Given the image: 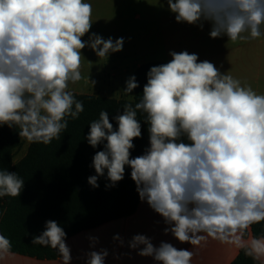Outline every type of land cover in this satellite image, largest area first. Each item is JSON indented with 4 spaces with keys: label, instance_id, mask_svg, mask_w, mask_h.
I'll use <instances>...</instances> for the list:
<instances>
[{
    "label": "clouds",
    "instance_id": "9594fccd",
    "mask_svg": "<svg viewBox=\"0 0 264 264\" xmlns=\"http://www.w3.org/2000/svg\"><path fill=\"white\" fill-rule=\"evenodd\" d=\"M177 23H210L212 39L248 41L264 36V0H166ZM93 7L88 0H0V126L18 127L32 143L59 140L84 111L70 83L91 82L82 75L86 47L98 58L123 50L124 38L104 39L91 33ZM167 63L150 67L139 102L125 104L114 117L102 110L90 122L88 144L103 150L92 159L95 175L88 183L98 188L105 176L115 187L126 166L141 202L159 214L164 234L180 243L203 246L209 238L242 243L252 224L264 221V94L221 71L196 53H169ZM123 92L139 87L135 75ZM138 111L145 114L149 147L131 157L134 140L142 137ZM25 181L17 172L0 168V198L19 197ZM64 229L54 220L33 243L56 249L70 264ZM92 246L98 238L91 237ZM123 246V239L113 237ZM143 246L142 248L140 246ZM142 257L158 264H192L196 251L159 246L143 234L128 242ZM245 254L264 264V236L244 245ZM11 240L0 233V255ZM86 264H105L107 249L87 254ZM118 258V257H117Z\"/></svg>",
    "mask_w": 264,
    "mask_h": 264
},
{
    "label": "trees",
    "instance_id": "16d2710c",
    "mask_svg": "<svg viewBox=\"0 0 264 264\" xmlns=\"http://www.w3.org/2000/svg\"><path fill=\"white\" fill-rule=\"evenodd\" d=\"M167 62L154 61L138 66L134 72L139 87L134 89V98L115 99L73 92L83 102L84 111L78 119L68 117V127L59 140L50 144L30 142L27 152L15 161L24 138L19 128L0 126V168L17 172L24 179V188L19 197L0 198V232L11 240L10 252L37 259H57L60 253L51 246L33 243V239L45 231V222L54 220L64 229L66 240L82 230L95 228L108 221L133 214L141 200L136 185L131 179V169L126 166L124 179L115 187L106 188L110 182L105 176L98 179V188L88 183L95 175L91 166L93 156L103 150V145L91 147L85 137L90 122L106 110L113 127H118L114 117L123 114L125 104L135 106L141 99L143 86L147 83L150 67ZM142 137L133 142L131 157L144 154L149 147L148 125L145 114L138 111ZM253 238L264 236V221L250 226ZM249 236L246 230L243 234ZM232 264H260L245 254L242 247Z\"/></svg>",
    "mask_w": 264,
    "mask_h": 264
},
{
    "label": "crops",
    "instance_id": "0c3cea01",
    "mask_svg": "<svg viewBox=\"0 0 264 264\" xmlns=\"http://www.w3.org/2000/svg\"><path fill=\"white\" fill-rule=\"evenodd\" d=\"M160 2H166V0H160ZM166 10L169 11L167 7ZM169 13L171 12L169 11ZM159 29L160 39L167 44L166 51L170 50L171 46H175L176 49L178 46L184 47L189 53H199L200 61L208 60L210 62L219 59L227 63L238 58V74L230 71H225V73L250 85L257 93L264 94V36L237 42L229 41L227 36L212 39L209 36L211 25L207 22L204 23L202 29L197 25L175 23L173 35H168L166 31L168 26L164 21L160 23ZM200 46L203 48L198 49ZM212 47H221V51L213 52ZM170 60L171 58L165 62ZM165 227H169V225L164 223L163 218L155 213L146 202H140L133 214L108 221L95 228L82 230L65 240L70 248V264H86V254L101 249H107L109 253L105 264H158L152 257L138 255L139 249L129 248L128 242L136 234L150 237L156 246L164 241L173 244L177 249L196 251L197 254L193 257L192 264H232L241 248L253 239L249 227L247 229L249 236L245 238L242 235L240 244L234 241L231 243L220 242L209 238L206 244L194 248L190 243H180L171 233L165 235ZM117 234L123 239V246L113 240ZM91 237L98 238V243L94 247L90 240ZM0 264H63V262L62 257L46 260L9 252L0 255Z\"/></svg>",
    "mask_w": 264,
    "mask_h": 264
},
{
    "label": "rangeland",
    "instance_id": "374dc122",
    "mask_svg": "<svg viewBox=\"0 0 264 264\" xmlns=\"http://www.w3.org/2000/svg\"><path fill=\"white\" fill-rule=\"evenodd\" d=\"M88 2L93 7V24L90 32L82 39L87 41L91 33L99 34L104 39L123 37V50L110 54L107 59L98 58L90 48H84L81 72L85 78L90 76V80L95 81V84L81 80L70 83L69 90L80 94L132 100L134 90L131 94L123 91L126 80L134 75L138 66L154 61L165 62L171 58L169 55L171 51H185L184 47L179 46L177 49L171 46L170 50L166 51L167 44L160 39L159 27L162 21L168 26L166 29L168 35L174 34V25L177 23L175 15L166 10V2L161 3L160 0H88ZM212 48L213 52L221 51V47ZM196 54L200 56L199 53ZM211 62L222 73L239 72L238 58L227 63L219 59ZM29 144L30 142L24 138L15 161L25 155Z\"/></svg>",
    "mask_w": 264,
    "mask_h": 264
}]
</instances>
